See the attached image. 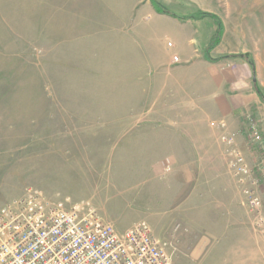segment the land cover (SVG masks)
<instances>
[{
    "label": "rangeland",
    "instance_id": "1",
    "mask_svg": "<svg viewBox=\"0 0 264 264\" xmlns=\"http://www.w3.org/2000/svg\"><path fill=\"white\" fill-rule=\"evenodd\" d=\"M145 1L143 20L137 14L108 31L105 22H94L89 31L94 35L87 38L65 35L70 23L56 19L54 0H0V209L37 190L56 201L93 208L120 233L144 222L171 253L194 249L196 260L174 259V264H264V172L258 169L264 154L238 145L258 179L255 210L236 185L224 153L216 164L183 166L165 158L156 166L122 148L124 129L209 126L217 119L212 107L211 116L195 114L198 64L215 23L210 18L181 21L157 13ZM158 1L179 15L201 10L218 16L223 34L211 54H247L264 101V0ZM146 29L159 34L156 68L147 67V48L137 33ZM124 33L139 41L128 43L126 57ZM182 45L191 58L182 61L179 55L174 61ZM210 87L208 80V99L214 96ZM258 117L256 129L264 140V115ZM178 137L175 149L182 152ZM163 182L173 192L186 187L167 212L154 206L151 195ZM220 199L228 207L223 206V214ZM162 214L169 218L168 239L154 220ZM221 253H229V259L221 260Z\"/></svg>",
    "mask_w": 264,
    "mask_h": 264
},
{
    "label": "crops",
    "instance_id": "2",
    "mask_svg": "<svg viewBox=\"0 0 264 264\" xmlns=\"http://www.w3.org/2000/svg\"><path fill=\"white\" fill-rule=\"evenodd\" d=\"M54 1V4H56V19L70 23L69 28L65 29V35L69 37L88 38L89 36L94 35L92 32H89L90 28L92 29L94 22H99V26H102V23L105 22L106 25L104 27H107V31L110 29H117L121 26L122 22L136 18L137 14L139 15L140 20H143V11H148V2L145 0ZM57 4H61L60 10ZM152 18L153 16H151V19ZM137 33L140 42L144 44L145 48H147V67H151L152 65V67L156 68L158 66V61L154 54V49L156 48L159 34H157V32L153 33L150 29L145 32L137 31ZM127 39L128 36L125 33L122 34V48L124 49L123 57H126L127 45L134 42L139 45V41L135 39L134 41L133 38ZM218 46L219 45H217L212 52L216 51ZM183 47L184 46L182 45V49ZM176 53L178 54L177 57L182 55V61H187L191 58V54L188 53L186 48L183 50H176ZM216 53L218 54L216 56H213L211 52L209 53V56L213 58L214 61H208L204 57L198 64L199 95L197 104L199 107L195 112V114L206 118L208 117V114L211 116L209 108H214L216 111L215 117L217 119L213 121V124L208 126L206 123H202L185 127H156L143 125L134 126L132 128L133 130L124 129L125 135L122 138V148L125 151L133 149L134 157L137 158L141 155L144 159L143 164L156 166L161 164L162 160L165 158L175 159L176 161L174 162L176 164L183 166L195 165L197 163L201 165L208 163L216 164L221 161L220 159H222L224 154L228 155L227 144L221 140L223 134H233L238 145L244 150L245 144L247 145L250 141L251 130L254 127L253 124H255L256 121H262L258 117V114L264 115V101L254 84L252 68L247 58L241 54L235 53L220 54L218 51ZM208 80L209 85L212 86L209 91H212L213 88L214 95L210 96L209 99L207 89ZM144 82L145 81L142 80V83ZM147 84L149 83L147 82ZM208 101H210L209 105ZM255 106L257 112L254 110ZM222 124H224L225 127H222ZM129 132L131 134L128 135ZM174 135L179 136L178 138L181 139L177 142L182 144V146H178L182 149V152L176 151L175 149ZM215 136H218V138L216 139ZM159 149L170 150H166V153L164 152L165 154L163 153V155H160ZM218 172L219 171L216 170L214 174L217 175ZM185 188L186 187H183V189H177L178 192H173L169 190V186L166 182L157 183L156 187H154L151 192L152 198H154V206L157 207V205L159 206L160 204V207L166 208L165 212H167V210L169 211L171 200L177 195H183V190H185ZM192 194L193 192H191V195ZM220 195H222V193ZM223 204H225L223 199H220V214H223ZM224 207L228 209L227 206ZM163 214L158 215V218L154 220L158 222L159 229L168 239L169 236H171V228L167 224L169 220L168 216H163ZM127 227H123L124 229L122 231H125ZM188 227H191V233L196 231V228H193L192 226ZM166 244L171 245L169 242ZM221 244H224V242ZM180 249L179 252H172L173 260H196L198 258L193 248L189 247ZM229 257V253H221L220 259L227 260Z\"/></svg>",
    "mask_w": 264,
    "mask_h": 264
},
{
    "label": "built area",
    "instance_id": "3",
    "mask_svg": "<svg viewBox=\"0 0 264 264\" xmlns=\"http://www.w3.org/2000/svg\"><path fill=\"white\" fill-rule=\"evenodd\" d=\"M172 44L169 43L168 46ZM178 61L177 56H173ZM248 150L264 154L262 132L253 124ZM222 127H225L222 124ZM221 140L229 147L228 166L252 209H259L258 179L233 134ZM264 172V156L258 163ZM0 264H174L151 228L138 222L118 232L84 204L56 201L37 190L0 209Z\"/></svg>",
    "mask_w": 264,
    "mask_h": 264
},
{
    "label": "trees",
    "instance_id": "4",
    "mask_svg": "<svg viewBox=\"0 0 264 264\" xmlns=\"http://www.w3.org/2000/svg\"><path fill=\"white\" fill-rule=\"evenodd\" d=\"M150 2L152 3L155 11L159 14H164L170 17H173L175 19L181 20V21H187V20H201L204 18H210L216 25V29L210 39V42L207 46V53L205 54V58L208 61H214L213 58H211L209 56V52L216 47L220 41H221V37L223 34V24L221 22V20L219 19L218 16L208 13V12H204L201 10H198L194 13H190V14H186V15H179L176 12L169 10L167 7H164L158 0H150ZM242 56H244L245 58H247L249 64L251 65L252 68V77L254 80V84L257 87V81H256V71H255V65L253 60H251L249 58V56H247V54H241Z\"/></svg>",
    "mask_w": 264,
    "mask_h": 264
}]
</instances>
